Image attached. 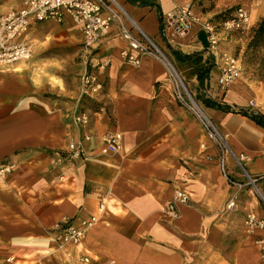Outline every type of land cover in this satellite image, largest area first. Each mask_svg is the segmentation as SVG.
Wrapping results in <instances>:
<instances>
[{"label":"crops","instance_id":"0c3cea01","mask_svg":"<svg viewBox=\"0 0 264 264\" xmlns=\"http://www.w3.org/2000/svg\"><path fill=\"white\" fill-rule=\"evenodd\" d=\"M116 1L154 38L188 86L221 106L203 107L226 141L229 177L218 165V147L177 102L165 62L152 57H143L140 66L123 62L120 52L127 44L115 26L91 53L84 52L79 75L97 72L104 84L96 100L82 102L79 78L66 82L51 71L41 75L36 61L0 68V166H17L0 177V264L11 257L15 264H76L84 253L103 264H264L257 243L264 231L251 234L244 226L250 213L264 218V125L250 117L260 114L264 122V100L247 77L226 89L218 85L222 56L244 51L264 17V0H145L154 6ZM21 5L22 0L10 9ZM239 5L249 9L252 28L220 34L211 52L205 24L220 23L217 16ZM182 6H191L197 16L192 29L184 36L162 33L157 7L165 19ZM42 24L31 27L30 40L31 30ZM58 26L70 36L77 30L82 43L71 20ZM208 66L200 85L199 72ZM79 111L90 115L86 128L73 123ZM108 131L122 136L116 155L102 153ZM72 138L83 143V159L57 162L55 153L66 150ZM248 176L257 179L263 199ZM177 189L190 202L179 205L173 218L166 204ZM232 199L235 211L227 209ZM102 201L108 209L83 245L59 246V227L98 215Z\"/></svg>","mask_w":264,"mask_h":264},{"label":"built area","instance_id":"2783aa9c","mask_svg":"<svg viewBox=\"0 0 264 264\" xmlns=\"http://www.w3.org/2000/svg\"><path fill=\"white\" fill-rule=\"evenodd\" d=\"M77 25L82 33V45L84 52L91 53L98 43L107 37L115 26L120 37L126 42L127 47L120 52L123 62L133 66H140L143 57L160 58L165 62L169 70V79L177 102L194 114L203 126L207 138L220 150L218 165L222 173L228 178L225 154L228 152L223 134L208 116L202 104L195 100L190 93L186 81L180 75L176 67L171 63L164 50L157 42L146 34L136 21L128 14L124 7L116 0H22L18 9H8L0 13V68H7L15 64L29 61L33 56V48L29 39L31 27L37 23L53 22L62 25L66 20ZM197 16L191 6L175 8L163 18L162 33L169 30L173 35L184 36L188 33ZM205 29L209 32V44L211 52L215 53L220 42V34L228 36L233 33L245 34L250 31L251 14L246 6L239 5L231 16L218 24L206 23ZM223 66L220 69L218 85L223 88L231 87L242 77V62L237 56L225 54L222 56ZM108 61L101 64L106 67ZM104 84L97 72L86 71L80 78L81 99L96 100L102 93ZM250 107L255 108V102L250 101ZM73 123L79 127H87L90 123V115L86 111H79L73 118ZM92 136L86 134L85 141H90ZM105 155H116L122 148V136L114 131H108L102 136ZM83 143L72 138L66 150L55 153L57 162L78 161L83 159ZM239 162V161H238ZM240 164V162H239ZM16 164L6 162L0 166V177L6 178L16 170ZM231 183L230 179H228ZM242 188L239 183H234ZM248 184L257 187V179L248 176ZM190 196L183 189H177L172 199L166 204V211L173 217L179 216L178 206L188 204ZM234 199L227 204V209L236 210ZM108 209L105 201L98 206V215L80 221L79 226L67 221L59 227V233L55 241L59 246L71 244L81 246L86 240L88 232L98 222L100 216ZM244 226L253 234L256 231H264V218L254 213L247 215ZM261 246L264 257V237L257 240ZM5 264H15V258H8ZM76 264H103L99 259L84 253L79 256Z\"/></svg>","mask_w":264,"mask_h":264},{"label":"rangeland","instance_id":"374dc122","mask_svg":"<svg viewBox=\"0 0 264 264\" xmlns=\"http://www.w3.org/2000/svg\"><path fill=\"white\" fill-rule=\"evenodd\" d=\"M0 0V13L7 9L16 7L20 0ZM231 14L228 16L230 17ZM260 22V21H259ZM258 22V23H259ZM258 23L254 27L256 29ZM253 30V31H254ZM77 30H75V33ZM31 43L33 56L28 61L39 63L38 72L43 75L51 71L54 76L65 79L66 82L73 78H79L82 69L85 67L84 49L78 34L71 35L64 30L63 26L54 23L38 25L36 30H31ZM251 40V39H250ZM250 42V41H249ZM242 53L237 50V54L242 62V77H247L258 87L259 95L264 100V47L257 51H249L248 44ZM80 82V80H79ZM188 86V84H187ZM190 93L195 100L204 106L207 100L204 95L196 93L189 86ZM84 101L83 99H81ZM263 199V192H257ZM19 264V263H18Z\"/></svg>","mask_w":264,"mask_h":264},{"label":"trees","instance_id":"16d2710c","mask_svg":"<svg viewBox=\"0 0 264 264\" xmlns=\"http://www.w3.org/2000/svg\"><path fill=\"white\" fill-rule=\"evenodd\" d=\"M132 1L133 2L139 1L140 4L154 6L153 3L149 2V1H145V0H132ZM157 9H158V12H159V15H160V19L163 20V16L161 14V11H160L159 7H157ZM235 9L217 16L216 17L217 20H225V19L229 18L228 16L230 14H232L235 11ZM161 28L163 29V26ZM263 47H264V17L260 20V22L258 23L256 29L253 31L252 38H251V40H250V42L248 44V50L249 51L250 50L251 51H257V50H259V49H261ZM209 69H210V67L208 66L206 69H203V70H201L199 72L198 80H199L200 85H203L204 80H205L207 74L209 73ZM204 104L206 106H212V107H218V108L221 107L220 105L215 104L214 102H212L209 99L205 100ZM259 115L260 114H251L250 117L254 121H256L259 125H264V122H263V120L261 119V117Z\"/></svg>","mask_w":264,"mask_h":264}]
</instances>
